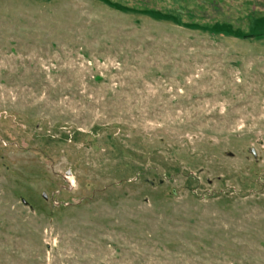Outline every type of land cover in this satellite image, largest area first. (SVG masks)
<instances>
[{
    "label": "rangeland",
    "instance_id": "374dc122",
    "mask_svg": "<svg viewBox=\"0 0 264 264\" xmlns=\"http://www.w3.org/2000/svg\"><path fill=\"white\" fill-rule=\"evenodd\" d=\"M0 264H264V0H0Z\"/></svg>",
    "mask_w": 264,
    "mask_h": 264
},
{
    "label": "trees",
    "instance_id": "16d2710c",
    "mask_svg": "<svg viewBox=\"0 0 264 264\" xmlns=\"http://www.w3.org/2000/svg\"><path fill=\"white\" fill-rule=\"evenodd\" d=\"M218 33H225V34H227V35H232L233 36V34H231V33H229V32H226V31H222V32H218Z\"/></svg>",
    "mask_w": 264,
    "mask_h": 264
}]
</instances>
